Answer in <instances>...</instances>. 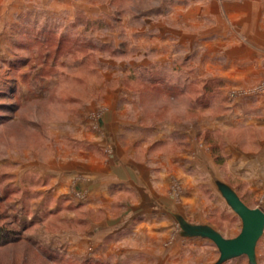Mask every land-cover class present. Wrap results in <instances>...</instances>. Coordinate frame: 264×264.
<instances>
[{
	"label": "rangeland",
	"instance_id": "1",
	"mask_svg": "<svg viewBox=\"0 0 264 264\" xmlns=\"http://www.w3.org/2000/svg\"><path fill=\"white\" fill-rule=\"evenodd\" d=\"M5 1L14 10L3 11ZM84 112L96 126L124 121L119 141L144 146L141 155L156 145L152 155L183 154L169 138L186 135L198 210L225 238L238 237L242 221L218 183L264 208V196L229 166L264 140L248 124L264 117V0H0V229L12 234L0 264H50L40 249L51 264L72 261L54 252L69 250L66 237H44L70 223L41 221L39 182H21L20 161L28 151L50 158L62 147L57 135ZM257 261L264 264V236Z\"/></svg>",
	"mask_w": 264,
	"mask_h": 264
},
{
	"label": "crops",
	"instance_id": "2",
	"mask_svg": "<svg viewBox=\"0 0 264 264\" xmlns=\"http://www.w3.org/2000/svg\"><path fill=\"white\" fill-rule=\"evenodd\" d=\"M2 8L14 10L12 2ZM90 117L84 112L69 120V129L57 135L62 147L47 153L51 159L28 151L20 161L21 182L33 177L39 182L41 221L53 218L71 225V231L44 236L66 237L71 244L69 250L54 252L72 259L69 264H218V249L185 230V225L213 228L207 224L209 213L198 210L204 203L196 200L199 188L191 174L197 169L189 166L198 163L189 161L186 135L169 138L184 146L183 154L152 155L156 145L141 155L144 146L125 148L119 141V132L125 138L128 127L124 121L100 119L96 126ZM248 124L264 130V117L252 116ZM256 145L250 153L235 154L229 166H235L255 196H264V140ZM174 182L182 191L174 190Z\"/></svg>",
	"mask_w": 264,
	"mask_h": 264
},
{
	"label": "water",
	"instance_id": "3",
	"mask_svg": "<svg viewBox=\"0 0 264 264\" xmlns=\"http://www.w3.org/2000/svg\"><path fill=\"white\" fill-rule=\"evenodd\" d=\"M218 189L232 211L242 221V231L234 239H227L208 226L185 225L188 236L211 241L220 253L218 264L247 257L250 264H257V247L264 236V211L247 206L230 186L219 183Z\"/></svg>",
	"mask_w": 264,
	"mask_h": 264
},
{
	"label": "trees",
	"instance_id": "4",
	"mask_svg": "<svg viewBox=\"0 0 264 264\" xmlns=\"http://www.w3.org/2000/svg\"><path fill=\"white\" fill-rule=\"evenodd\" d=\"M12 235L11 233H9V231H7L6 229L4 228H1L0 229V247L7 244V242H9V240H7V238H9V236ZM15 239V238H14ZM32 247L35 251H38L37 247L35 246V244H32ZM42 250V251H41ZM46 252V251H45ZM43 251V249H40L38 251L39 255L44 259L46 260L47 262H49L50 264L55 262L56 260L54 259L55 257H52L50 255H47V252L45 253Z\"/></svg>",
	"mask_w": 264,
	"mask_h": 264
}]
</instances>
